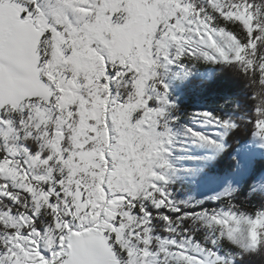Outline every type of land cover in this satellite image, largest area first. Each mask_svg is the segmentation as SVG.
Listing matches in <instances>:
<instances>
[{
    "label": "snow or ice",
    "instance_id": "6c2138e0",
    "mask_svg": "<svg viewBox=\"0 0 264 264\" xmlns=\"http://www.w3.org/2000/svg\"><path fill=\"white\" fill-rule=\"evenodd\" d=\"M200 63L242 77L253 110L193 118L221 137L250 127L264 147V0H0V264H243L264 252V205L244 212L228 188L225 207L197 211L170 191L192 179L173 163L170 90Z\"/></svg>",
    "mask_w": 264,
    "mask_h": 264
},
{
    "label": "trees",
    "instance_id": "16d2710c",
    "mask_svg": "<svg viewBox=\"0 0 264 264\" xmlns=\"http://www.w3.org/2000/svg\"><path fill=\"white\" fill-rule=\"evenodd\" d=\"M232 31H238L233 25H228ZM211 70L208 78L189 77L182 85L178 84V100L176 117L182 122L192 121L194 113L210 112L222 117H240L245 113L251 115L253 110L251 90L242 77L235 75L231 70L224 69L220 64L206 66ZM234 105H239L238 108ZM207 122V121H206ZM224 148L211 165L207 173L214 177H224L235 171L236 165L249 153L252 154V169L249 184L264 173V147L261 141L254 137L251 128H240L228 132L223 138ZM233 203L249 214H254L264 203V198L250 194L249 189L243 187L235 194ZM195 210L204 208L225 207V201L205 202L200 206H193ZM156 230L162 234L160 226ZM203 239V232H199L198 240ZM222 252L235 251L227 242L221 244ZM243 264H264V252H253L246 255Z\"/></svg>",
    "mask_w": 264,
    "mask_h": 264
},
{
    "label": "rangeland",
    "instance_id": "374dc122",
    "mask_svg": "<svg viewBox=\"0 0 264 264\" xmlns=\"http://www.w3.org/2000/svg\"><path fill=\"white\" fill-rule=\"evenodd\" d=\"M206 66H212V64L200 63L196 65L193 68L191 77L208 78L211 75V70L206 69ZM170 96L171 102H174L177 106L178 84L171 86ZM176 114L174 113L173 115L176 117ZM186 128L213 136V138L220 140L224 145L223 138L225 134L222 137L218 136V129L205 120L194 118L192 121L182 122L176 117L173 132L177 137L178 145L173 153L174 167L178 173H187L192 177L191 182L186 180L184 184L179 182L172 183L170 191H172L177 200L192 201L193 206H200L205 202L222 200L219 197L225 194V189L235 188L237 190L236 193H238L243 187L248 188L250 194L255 193V195L264 198V173L249 184V176L252 169L251 153L238 162L232 174L221 178L214 177L208 174L206 170L223 149L194 142V137L186 135ZM157 234L162 235L158 231ZM164 236H167V234ZM228 244L235 250L232 253L238 251L234 245Z\"/></svg>",
    "mask_w": 264,
    "mask_h": 264
},
{
    "label": "clouds",
    "instance_id": "9594fccd",
    "mask_svg": "<svg viewBox=\"0 0 264 264\" xmlns=\"http://www.w3.org/2000/svg\"><path fill=\"white\" fill-rule=\"evenodd\" d=\"M253 239H255V234H253Z\"/></svg>",
    "mask_w": 264,
    "mask_h": 264
}]
</instances>
